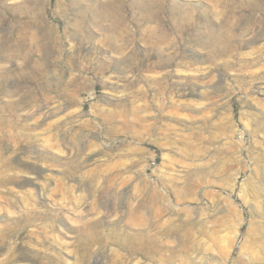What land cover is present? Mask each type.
<instances>
[{
	"label": "rangeland",
	"instance_id": "1",
	"mask_svg": "<svg viewBox=\"0 0 264 264\" xmlns=\"http://www.w3.org/2000/svg\"><path fill=\"white\" fill-rule=\"evenodd\" d=\"M0 264H264V0H0Z\"/></svg>",
	"mask_w": 264,
	"mask_h": 264
},
{
	"label": "bare ground",
	"instance_id": "2",
	"mask_svg": "<svg viewBox=\"0 0 264 264\" xmlns=\"http://www.w3.org/2000/svg\"><path fill=\"white\" fill-rule=\"evenodd\" d=\"M139 190L144 193L146 192V196H147L146 200L144 201L142 205H144L145 207H147V209L152 211L154 218L158 222L161 219L162 214L166 210V196L164 194L159 193L155 188H150L149 186H147L146 182H143ZM141 221L144 222L145 218L141 217ZM159 223L166 230V220L164 222H161L160 220ZM189 234L190 233L187 231L186 235H189ZM149 244L154 247V245H152L151 242ZM147 245L148 243L145 246L147 247Z\"/></svg>",
	"mask_w": 264,
	"mask_h": 264
}]
</instances>
